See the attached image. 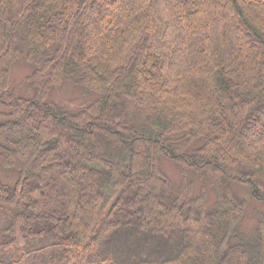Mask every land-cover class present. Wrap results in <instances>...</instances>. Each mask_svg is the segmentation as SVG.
<instances>
[{
    "label": "trees",
    "instance_id": "1",
    "mask_svg": "<svg viewBox=\"0 0 264 264\" xmlns=\"http://www.w3.org/2000/svg\"><path fill=\"white\" fill-rule=\"evenodd\" d=\"M0 171V264H264V0H0Z\"/></svg>",
    "mask_w": 264,
    "mask_h": 264
},
{
    "label": "rangeland",
    "instance_id": "2",
    "mask_svg": "<svg viewBox=\"0 0 264 264\" xmlns=\"http://www.w3.org/2000/svg\"><path fill=\"white\" fill-rule=\"evenodd\" d=\"M29 71H30V67L25 62H23L22 60L18 61V63L13 67V72H12L11 79H10V87H13V81L18 83L20 81V79L23 76H25ZM69 88L67 87V85L62 86V88L59 90H57V89L53 90L50 93V96L54 99V102H56L57 104H59L61 106H65L68 111L73 112V111L79 109L80 107H83L85 104H81L82 101L80 102V100L82 98H80L79 95H77V93H75V91H73ZM80 104H81V106H80ZM141 158H143V157H141ZM162 168H163L164 172L166 173V175H168L172 179V183L174 184V187H177L181 181V175H180L177 167L169 165V162L165 161L164 164H162ZM6 173L7 172L0 171V178L3 181H8L10 183L13 182L14 181L13 174H11V173L6 174ZM4 174H6V175H4ZM189 179H190V177H189ZM193 186H194V191L197 192V187L195 186V183L193 184ZM238 186H240V185H235L233 183L232 184L233 189L232 188L231 189L233 192L238 193L239 198L242 197L241 199H243V196H242L243 191ZM212 199H213L212 196H210L211 201H212ZM253 228H254L253 218L249 214L245 218V221H244L241 229L246 233L247 232L250 233Z\"/></svg>",
    "mask_w": 264,
    "mask_h": 264
}]
</instances>
